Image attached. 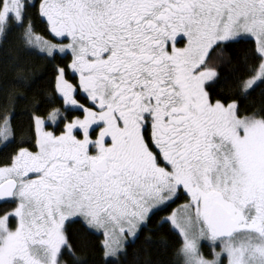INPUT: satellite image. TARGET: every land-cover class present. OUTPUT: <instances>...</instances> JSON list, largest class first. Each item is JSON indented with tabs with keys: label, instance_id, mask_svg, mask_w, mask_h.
<instances>
[{
	"label": "snow or ice",
	"instance_id": "obj_1",
	"mask_svg": "<svg viewBox=\"0 0 264 264\" xmlns=\"http://www.w3.org/2000/svg\"><path fill=\"white\" fill-rule=\"evenodd\" d=\"M34 9L0 0V50L16 29L21 41L0 61V151L16 145L0 161L13 205L0 209V264H83L76 223L123 264L182 197L157 224L178 236L175 264H264V0H39L52 40ZM32 55L53 66L43 99ZM19 101L30 139L17 142Z\"/></svg>",
	"mask_w": 264,
	"mask_h": 264
},
{
	"label": "trees",
	"instance_id": "obj_2",
	"mask_svg": "<svg viewBox=\"0 0 264 264\" xmlns=\"http://www.w3.org/2000/svg\"><path fill=\"white\" fill-rule=\"evenodd\" d=\"M32 24L34 32L38 33L42 37L52 38L53 36L48 30L47 22L44 18L38 14V0H36V9L32 12ZM20 30L16 29L9 37L8 43L4 45L3 50H0V61L5 59L7 53L15 54L16 49L21 48V41L19 39ZM26 62L31 66L33 79L36 81V87L34 89V95L38 99H43L50 91L49 81L53 76V66L49 64L47 59L41 57V55H32L25 57ZM56 63H60L59 59ZM9 78L14 73L9 72ZM218 88L217 91H221ZM18 94V93H17ZM31 99V97H30ZM260 101L259 90L252 94V97L247 102L248 104H258ZM3 104V98L0 97V105ZM250 110V109H249ZM14 115L12 116V123L15 130V137L17 142L21 138L26 141L29 137V106L23 101L16 103L14 108ZM25 146H28L25 144ZM16 145L12 144L7 149L0 151V161H3L10 153L14 152ZM172 204L171 207L164 212H160L158 215L152 218L151 223L148 225V229H145L139 234V238L134 242L131 240L125 246L127 251V257L123 259V264H142L145 259H151L154 264H175L176 257L174 255L175 249L178 247V236L168 231L167 227L162 230L157 229L159 221L170 213L171 209L178 203ZM7 207L9 210L13 205H0V209ZM69 235L73 245L76 247V255L81 257L83 264H107V258L104 257L103 250L100 245L102 241V235L85 236L82 231V226L78 223L70 225ZM151 238L149 241L147 238ZM161 239L167 242L168 247H164L158 243ZM205 254H209V250L204 247ZM64 264H73V258L65 254L63 257Z\"/></svg>",
	"mask_w": 264,
	"mask_h": 264
},
{
	"label": "rangeland",
	"instance_id": "obj_3",
	"mask_svg": "<svg viewBox=\"0 0 264 264\" xmlns=\"http://www.w3.org/2000/svg\"><path fill=\"white\" fill-rule=\"evenodd\" d=\"M38 6H39V0H38ZM46 20V19H45ZM35 34L36 35H38V36H40V37H42L41 35H39L38 33H36L35 32ZM43 39H46V40H52V38H45V37H42ZM186 201L185 200H183V201H181V202H179V203H177L172 209H171V211L172 210H174V209H177L181 204H183V203H185ZM11 210V209H10ZM170 211V212H171ZM170 214V213H169ZM169 214H167V215H169ZM166 215V216H167ZM165 216V217H166ZM13 221H11V223H12ZM102 240H103V236H102ZM129 241H131V239L129 240ZM204 243V247H206L207 248V250H209V253H210V251H211V249L208 247V242H203ZM217 250H219V249H217ZM203 251H204V248H203Z\"/></svg>",
	"mask_w": 264,
	"mask_h": 264
},
{
	"label": "flooded vegetation",
	"instance_id": "obj_4",
	"mask_svg": "<svg viewBox=\"0 0 264 264\" xmlns=\"http://www.w3.org/2000/svg\"><path fill=\"white\" fill-rule=\"evenodd\" d=\"M183 200H185V199L182 197L181 199H179V200H177V201L181 202V201H183ZM179 202H178V203H179ZM10 223H11V220H10Z\"/></svg>",
	"mask_w": 264,
	"mask_h": 264
},
{
	"label": "water",
	"instance_id": "obj_5",
	"mask_svg": "<svg viewBox=\"0 0 264 264\" xmlns=\"http://www.w3.org/2000/svg\"><path fill=\"white\" fill-rule=\"evenodd\" d=\"M3 204L2 202H0V205Z\"/></svg>",
	"mask_w": 264,
	"mask_h": 264
}]
</instances>
